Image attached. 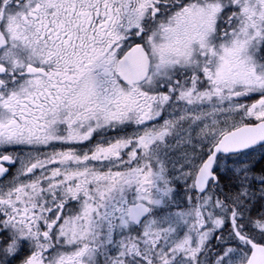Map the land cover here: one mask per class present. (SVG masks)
Masks as SVG:
<instances>
[{
    "label": "snow or ice",
    "instance_id": "snow-or-ice-1",
    "mask_svg": "<svg viewBox=\"0 0 264 264\" xmlns=\"http://www.w3.org/2000/svg\"><path fill=\"white\" fill-rule=\"evenodd\" d=\"M0 264H264V0H0Z\"/></svg>",
    "mask_w": 264,
    "mask_h": 264
}]
</instances>
